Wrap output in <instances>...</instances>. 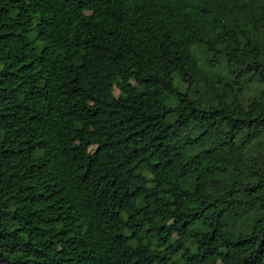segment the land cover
Listing matches in <instances>:
<instances>
[{"label":"trees","instance_id":"16d2710c","mask_svg":"<svg viewBox=\"0 0 264 264\" xmlns=\"http://www.w3.org/2000/svg\"><path fill=\"white\" fill-rule=\"evenodd\" d=\"M222 74L264 82V0H0V264H264Z\"/></svg>","mask_w":264,"mask_h":264},{"label":"rangeland","instance_id":"374dc122","mask_svg":"<svg viewBox=\"0 0 264 264\" xmlns=\"http://www.w3.org/2000/svg\"><path fill=\"white\" fill-rule=\"evenodd\" d=\"M218 73H225L224 71ZM218 78L221 77L220 75L217 76ZM222 79H227L233 83V89L232 92L238 96V98L244 103H249L254 98H263L264 95L262 93V90H264V82L259 81L258 79H253L248 82H244L242 85L234 83L231 78L227 77L225 74H222ZM241 86L240 88H238ZM115 94H118V90L115 89ZM93 149V147H91Z\"/></svg>","mask_w":264,"mask_h":264}]
</instances>
